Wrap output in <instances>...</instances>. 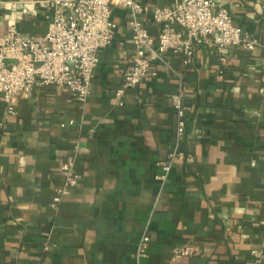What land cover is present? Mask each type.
<instances>
[{"label":"crops","instance_id":"crops-1","mask_svg":"<svg viewBox=\"0 0 264 264\" xmlns=\"http://www.w3.org/2000/svg\"><path fill=\"white\" fill-rule=\"evenodd\" d=\"M216 1L264 40L255 0ZM48 13L45 0H0V35L11 25L42 34ZM113 17L85 105L56 85L19 96L12 115L0 99V264H246L251 250L264 251V47L218 49L206 37L188 64L168 50L117 97L134 48L127 11ZM143 22L158 34L150 13ZM180 85L187 115L178 140ZM174 149L190 160L174 159L161 184ZM69 160L78 182L54 208ZM184 246L198 253L175 257Z\"/></svg>","mask_w":264,"mask_h":264},{"label":"built area","instance_id":"built-area-1","mask_svg":"<svg viewBox=\"0 0 264 264\" xmlns=\"http://www.w3.org/2000/svg\"><path fill=\"white\" fill-rule=\"evenodd\" d=\"M255 2L264 9V0ZM45 3L49 13L42 34L26 35L11 25L0 35V99L7 114H15L17 98L30 96L36 86H60L72 100L85 105L98 64V52L114 39L116 7L128 13L129 42L134 48L132 65L123 72L117 97L125 89L137 86L155 62L163 61L168 50L179 56L183 64H188L206 37L218 49L242 46L252 51L264 47V40L243 30L234 22L224 2L216 0H175L172 5L153 8L137 0H45ZM148 13L159 24L156 36L144 25L143 17ZM173 109L176 138L180 140L185 133L187 115L181 85L174 96ZM176 158L190 160V155L177 149L170 151L162 163L161 173L156 176L161 184ZM61 171L63 185L53 198L54 208H58L78 182L73 161L64 162ZM149 239L144 232L138 244L139 255L144 254ZM195 253L198 250L188 246L174 250L175 257ZM246 264H264V251L251 250Z\"/></svg>","mask_w":264,"mask_h":264}]
</instances>
